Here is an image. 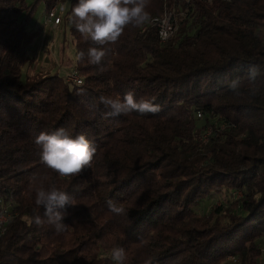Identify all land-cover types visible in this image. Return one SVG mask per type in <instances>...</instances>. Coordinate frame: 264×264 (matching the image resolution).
Segmentation results:
<instances>
[{
    "label": "trees",
    "instance_id": "16d2710c",
    "mask_svg": "<svg viewBox=\"0 0 264 264\" xmlns=\"http://www.w3.org/2000/svg\"><path fill=\"white\" fill-rule=\"evenodd\" d=\"M38 1L0 0V206L11 213L0 264H116L117 247L125 264H264V0H150L151 19L172 13L169 37L151 20L129 26L100 65L78 59L101 46L77 31L69 0L56 27L82 84L59 73L62 53L53 71L38 64ZM41 1L44 15L64 0ZM128 92L160 111L107 115L99 97ZM59 129L96 147L78 175L41 162L35 137ZM34 176L74 198L64 231L34 223Z\"/></svg>",
    "mask_w": 264,
    "mask_h": 264
},
{
    "label": "clouds",
    "instance_id": "9594fccd",
    "mask_svg": "<svg viewBox=\"0 0 264 264\" xmlns=\"http://www.w3.org/2000/svg\"><path fill=\"white\" fill-rule=\"evenodd\" d=\"M150 0H78L72 8L70 20L86 39L101 47H90L87 53L80 51L78 59L83 60L87 56L88 62L100 65L107 50L102 47L109 43H115L129 26L139 27L151 20L147 10ZM258 67L251 66L248 69L249 81L255 80ZM78 83L82 84V81ZM230 89L238 94V81L229 84ZM83 93V89L80 90ZM155 98L141 97L137 99L133 92L124 94L122 98L100 96L99 102L111 111L110 116L130 115L139 113H157L160 105ZM35 143L41 149V162L51 171L61 177L75 176L90 166L96 153V147L85 135L73 137L64 129L55 132H40L35 137ZM35 187V204L43 208V216L36 215L34 223L37 226L51 225L57 233L65 230L63 222L68 215L67 209L75 206L74 198L66 191L60 190L55 184L45 186L44 177H33ZM109 209L116 214H122L124 209L109 201ZM112 259L116 264H125L126 253L121 247L112 250Z\"/></svg>",
    "mask_w": 264,
    "mask_h": 264
},
{
    "label": "rangeland",
    "instance_id": "374dc122",
    "mask_svg": "<svg viewBox=\"0 0 264 264\" xmlns=\"http://www.w3.org/2000/svg\"><path fill=\"white\" fill-rule=\"evenodd\" d=\"M32 1V0H29ZM68 1H59L57 5V14L62 16L66 8L68 7ZM44 4L41 0L36 3L35 12L32 15L31 22H37L39 25L43 24L44 20ZM41 34L33 41L31 48L38 58V64L50 68L52 71L57 69L61 53L63 54L62 67L59 73L63 74L65 71H71L73 68L68 66L72 62L74 63V45L72 38L67 28L63 30L62 27H56L52 25H43ZM63 45V52L61 46ZM60 48V50H59ZM60 52V53H59ZM62 58V57H61ZM70 62V63H69ZM239 193H236L237 196ZM222 198H212L207 203V207L211 208L214 205L220 204Z\"/></svg>",
    "mask_w": 264,
    "mask_h": 264
},
{
    "label": "built area",
    "instance_id": "2783aa9c",
    "mask_svg": "<svg viewBox=\"0 0 264 264\" xmlns=\"http://www.w3.org/2000/svg\"><path fill=\"white\" fill-rule=\"evenodd\" d=\"M173 15L170 11H164L162 14L155 16L151 19V23L157 28V33L160 40H164L172 33L175 29L174 23L172 21ZM60 19L57 14V5H52L44 14L43 24L56 26L59 23ZM67 80L72 81L74 83L79 84L81 81L79 75L75 70H71L67 72ZM198 115H200L198 113ZM209 131L207 132V134ZM203 135V138L206 139V135ZM11 217V213L6 207L0 206V234H2L6 225Z\"/></svg>",
    "mask_w": 264,
    "mask_h": 264
}]
</instances>
